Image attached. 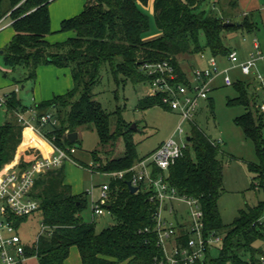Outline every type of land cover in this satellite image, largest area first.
Instances as JSON below:
<instances>
[{
	"label": "trees",
	"instance_id": "obj_1",
	"mask_svg": "<svg viewBox=\"0 0 264 264\" xmlns=\"http://www.w3.org/2000/svg\"><path fill=\"white\" fill-rule=\"evenodd\" d=\"M54 1L0 0V20L10 13L14 30L9 43L0 50L5 67L10 70L6 75L16 74L15 83H25L36 82L37 71L43 65L71 70L74 85L67 93L33 107L39 115L54 112L58 125L46 126L42 131L47 139L62 148L75 147L68 136L84 127L95 128L103 147L115 145L122 138L123 156L103 163L96 157L97 152L93 153L94 164L89 167L102 174L127 171L145 158L137 155L134 129L120 121L113 127L112 114L95 99L94 89L101 81L104 66L117 83H147L148 77L140 70L144 62L168 60L183 72L181 55L194 57L209 50L211 55L225 57L231 51L225 44V33L240 30L254 33L258 29L250 16L237 21L232 14L221 10L220 3L211 0H154V19L161 35L146 41L143 35L150 30L151 20L141 5H147L150 0H86L83 12L61 23L59 32L72 31L75 36L51 43L47 39L52 34L49 7ZM207 4L210 10L206 9ZM231 6L235 9L236 3L232 2ZM226 22L235 25L225 26ZM233 86L239 95L231 103L237 102L246 108L236 123L254 142L259 158L258 164L249 165L255 174L253 188L264 192V112L259 114L257 109L255 115L251 106V97L259 109L263 98L261 93L256 94L252 82H234ZM139 106L143 110L164 107L158 98L150 96L142 98ZM6 107L7 121L0 125V170L16 157L25 131L15 112L29 109L16 91L8 94ZM190 137L184 157L167 171L168 181L180 195L200 201L206 233L223 235L218 257H211L210 248L205 258L195 264H261L257 257L264 255V250L255 244L264 243V222L260 218L264 201L241 211L233 224L225 225L218 206L223 189L222 147L214 144L196 122L191 125ZM25 155L21 158V169L42 154L30 151ZM74 159L78 161L76 154ZM108 182L107 210L117 223L97 232L94 222H86L82 215L88 207L89 192L73 193L63 168L40 175L32 194L41 203L38 211L43 214L42 222L47 230L37 242L27 246L28 257L38 258L39 264H64L71 248L77 246L82 264H161L165 261L154 230L158 204L151 200L149 192L130 191L129 174L125 178L110 177ZM25 219H17V227Z\"/></svg>",
	"mask_w": 264,
	"mask_h": 264
},
{
	"label": "rangeland",
	"instance_id": "obj_2",
	"mask_svg": "<svg viewBox=\"0 0 264 264\" xmlns=\"http://www.w3.org/2000/svg\"><path fill=\"white\" fill-rule=\"evenodd\" d=\"M66 1L67 0H55L51 3L53 5L52 10L59 6L61 2ZM231 1L232 0H216L217 3H220L219 7L222 8L221 10L227 13L233 11L236 18L242 15L244 11L252 13L254 20L261 27V30L258 31L257 34L262 42L264 40V27L261 11H259L258 8H251L250 0H237L238 6L235 9L230 5ZM263 6L264 0H261L260 7ZM141 9L150 16L151 20V28L143 35L144 39L149 41L159 37L161 33L154 19V0H150L147 5H141ZM206 9L210 10L208 4L206 5ZM53 18L56 20L59 19L55 14H53ZM10 20L11 19H8L3 25ZM12 32L13 29L9 28V30L0 33V43H4L5 45L7 43L5 42L6 35ZM229 33L230 32L224 34L225 44L230 49L236 50L240 58L242 54L247 52L250 46L249 42H244V36L249 38L252 37V35L243 32V30L237 31L235 36ZM3 48H0V50ZM205 54L209 57L211 56L209 50H206ZM189 58L190 57L186 55H181L179 57L185 69L189 68ZM263 62L264 59L260 60L250 75L243 74L240 67H233V64L230 63L227 58H225L222 63H219V66L220 71L228 67L230 68L229 75L234 82L252 81V83L254 82L257 84L256 75L258 73L264 75V71L260 69V65L263 64ZM6 72L7 68L4 65L3 57L0 53V78L6 83L4 88H0V95L17 92L18 88L19 91L17 94L22 98L23 103L27 106L33 104L34 81L28 80L25 83H15L13 78L16 74L9 73L8 76H5ZM213 85L216 88L210 93V99L202 102L195 122L212 140H224V144L221 145L222 152L220 155L224 161L223 189L218 200V206L223 223L225 225H231L238 218L241 211H247L249 208L259 206L260 202L264 201V192L258 188H253L255 174L249 169V165L259 163L255 144L244 135L243 130L236 123V119L246 113L244 105L237 102L231 103V100L238 97V89L236 86L224 85L222 74L217 75ZM23 86H25V88H22ZM257 87L258 86L255 88L256 94L259 95L261 93V98H263L264 94L260 85L259 91ZM147 89V83L133 84L131 81L117 83L107 66L102 68L101 81L94 89L95 99L101 103L106 112L112 114L111 122L113 127L116 126L117 121L126 123L130 128H132L134 124L137 126L136 130L133 132V140L136 144L139 158L149 156L161 144L167 142L172 137L179 142H184L187 137L186 134L181 136L176 133L181 122L177 113L169 111L161 106H153L144 110L140 108V100L146 96ZM251 98V106L254 107V114L256 115L257 109L258 111L260 110L259 114H262L263 111L261 108H257V103L254 102L253 97ZM6 121L5 108H3L0 111V125L4 124ZM183 128L185 133H189L191 126L189 123H183ZM78 133L79 140L75 142L78 164L67 162L64 165L65 168L64 166L61 168L64 170L66 180L68 179L74 186V189L81 193L89 192L88 207L82 215L86 222H94L96 231L101 232L117 223L116 218L108 212L102 216L92 217L93 200L99 195L100 185L104 182H108L110 177L97 171L93 172L91 170L92 167L89 166L94 164V152H97L96 157L103 163L123 156L125 148L124 141L121 138L115 145L103 147L100 144V138L95 128L84 127L81 128ZM262 135L264 137V128ZM40 146L44 147L42 141L37 140L30 131H24L16 157L6 166L20 168L21 158L26 157L25 154L27 152L33 151L35 154H42ZM260 218L261 221L264 222V210ZM42 220V212L37 211L27 216L21 223L19 233L25 243L30 245L34 244L38 236L46 233ZM256 246L262 247L264 250V243L257 242L255 244V247ZM220 248L221 244L214 246L210 251L211 257H218ZM260 256L261 255H258L257 259H260ZM24 264H39V261L38 258L32 257L24 262Z\"/></svg>",
	"mask_w": 264,
	"mask_h": 264
},
{
	"label": "built area",
	"instance_id": "obj_3",
	"mask_svg": "<svg viewBox=\"0 0 264 264\" xmlns=\"http://www.w3.org/2000/svg\"><path fill=\"white\" fill-rule=\"evenodd\" d=\"M9 15L10 13L0 20V32L12 25V19L3 25L10 19ZM253 49V53L245 61H241L237 52L232 50L224 58H227L233 67H240L243 74L250 75L258 62L264 58V51L257 38L253 39ZM198 57L207 60V66H190L188 69L184 68L183 72L168 60L144 62L140 66L141 72L148 77L146 96L158 98L162 106L179 115L181 122L176 133L181 136H190V132L185 133L183 123H189L190 126L195 123L202 102L210 98L217 75H223L224 85L234 84L229 75V68L220 71L219 57H209L206 54H200ZM256 80L264 94V75L258 73ZM7 98L8 94L0 95V111L7 108ZM260 108L264 112V95ZM15 115L25 129L47 141L49 152L42 154L24 169L6 166L0 170V264H21L30 259L26 248L33 244L24 242L16 220L40 209V201L32 194L39 176L61 168L67 162L76 163V147L62 148L43 134L42 128L58 125L54 112L46 111L39 115L38 110L31 107L26 112L16 111ZM187 137L184 142L170 138L127 171L105 174L114 178H125L126 174H129V182L138 187V192L140 189L149 192L151 200L158 204L154 213V230L158 245L165 256V261L161 264H195L205 258L208 249L223 241V235L217 232L206 233L200 201L180 195L168 181L167 171L185 155L190 143ZM213 143L221 146L224 142L219 139L213 140ZM156 170L161 172L155 173ZM109 200L110 184L106 182L100 186L98 198L93 202L94 218L109 213ZM260 260L261 264H264V255Z\"/></svg>",
	"mask_w": 264,
	"mask_h": 264
},
{
	"label": "crops",
	"instance_id": "obj_4",
	"mask_svg": "<svg viewBox=\"0 0 264 264\" xmlns=\"http://www.w3.org/2000/svg\"><path fill=\"white\" fill-rule=\"evenodd\" d=\"M59 1H61V0H59ZM211 1L212 2H216V0H211ZM85 2H86V0H67L66 2H61V4L59 6H57L56 8H53V10H52V6L53 5L52 4L50 5L49 9H50V16H51L52 34L49 35L47 39L51 43L64 42L68 38L75 36V33L72 32V31L64 32V33L59 32L60 28H61V23H62V21L66 20V19H70L72 17H75V16L79 15L81 12H83L84 6H85ZM232 2L236 3V8H237V6H238L237 0H232L230 2V5L232 4ZM260 2H261V0H250L251 6H252V7L251 6L250 7L251 8H258V10L261 11V15L263 17L262 22H263V27H264V6L260 7ZM232 12L230 14H232L231 16H233L235 20L240 21L245 16H250L252 18V20L258 26V29H257L256 32L248 33L249 35H252V37L248 36L249 38H247L246 36H244V38H243L244 42L247 41V42L250 43V46L247 49V52L240 56V59L245 61L251 56V54L254 51V49H253V39L257 38L260 41L261 48L264 51V40L261 42V39L259 38V36L257 34V32L261 30V27L254 20L252 13L244 11L242 13V15H240L238 18H236L235 13L234 12L232 13ZM53 14L58 16L59 19H57V20L54 19L53 18ZM59 24H60V27H59ZM9 28L13 29L11 26H9V27L5 28L4 30H2L0 33H3L4 31L9 30ZM57 28H59V29H57ZM236 32L237 31L230 32L229 34L235 36V34H237ZM243 32H246V31L243 30ZM13 35H14V30H13V32L11 34L6 35V37H5V42H7L6 44L9 43V41L11 40ZM5 45H4V43H0V48H3ZM231 50L237 52L236 50H233V49H231ZM238 56H239V54H238ZM224 59H225L224 57L219 58V63H222V61H224ZM188 63H189L188 64L189 67L190 66H207V60H201L198 56L190 57ZM186 69H188V68H186ZM260 69L262 71H264V62H263V64L260 65ZM7 72H10V70L7 69ZM5 76H7V75H5ZM250 82H252V81H250ZM5 85H6L5 81L0 78V88H4ZM73 85H74V81H73V77H72V74H71V70L69 68H58V67L53 66V65L40 66L38 71H37L36 82H34L33 96H32L33 104L29 105L28 107L31 108L37 103H40V102H43V101H48V100L52 99L54 96H56V95L65 94L73 87ZM256 86H258L257 88H258V91H259L260 88H259L258 83L257 84L254 83L253 89H254V87L256 88ZM22 88H25V86H23ZM215 88L216 87L213 85V89H215ZM5 114H6V117H8L6 112H5ZM26 130H28V129H25V131ZM28 131H30V130H28ZM30 132L35 136V138L37 140L42 141V143L44 144V147L40 146L42 154L48 153L49 152V147H48L47 141H45L43 138H41L36 133H34L32 131H30ZM223 142H224V140H223ZM77 162L78 161H76V164H78ZM64 168H65V166H64ZM66 183L71 185L73 193H75V194L81 193L80 191L74 189V186L68 181V179L66 180ZM104 183H106V182H104ZM104 183H102V184H104ZM99 190H100V187H99ZM96 199H94L93 202ZM92 217L94 218L93 214H92ZM64 264H82L81 254H80L79 248L77 246H73L71 248L70 255H69V257L67 258V260L65 261Z\"/></svg>",
	"mask_w": 264,
	"mask_h": 264
},
{
	"label": "water",
	"instance_id": "obj_5",
	"mask_svg": "<svg viewBox=\"0 0 264 264\" xmlns=\"http://www.w3.org/2000/svg\"><path fill=\"white\" fill-rule=\"evenodd\" d=\"M233 25H235V23H233V22H226L225 23V26H233ZM237 25H241L240 23H237ZM1 54H2V52H1ZM136 125L134 124L133 126H132V129H134V130H136ZM69 140L72 142V143H74V142H76L77 140H78V138H79V133L78 132H74V133H71V134H69ZM187 140L188 141H190L191 140V137L190 136H188L187 137ZM128 187H129V189H130V191L132 192V193H137L138 192V187H135V186H133L132 184H131V182H128Z\"/></svg>",
	"mask_w": 264,
	"mask_h": 264
}]
</instances>
